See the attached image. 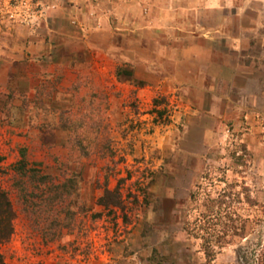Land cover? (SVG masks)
<instances>
[{
	"label": "rangeland",
	"instance_id": "1",
	"mask_svg": "<svg viewBox=\"0 0 264 264\" xmlns=\"http://www.w3.org/2000/svg\"><path fill=\"white\" fill-rule=\"evenodd\" d=\"M245 1L246 60L264 69V0ZM74 2L0 0L4 264H264V84H218L232 109L211 114V84L107 60L115 35L83 30Z\"/></svg>",
	"mask_w": 264,
	"mask_h": 264
},
{
	"label": "crops",
	"instance_id": "2",
	"mask_svg": "<svg viewBox=\"0 0 264 264\" xmlns=\"http://www.w3.org/2000/svg\"><path fill=\"white\" fill-rule=\"evenodd\" d=\"M143 1L141 6L147 11L141 17L134 0H75L73 8L85 19L79 23L83 30L89 28L90 32L95 27L115 35L114 51L103 54L114 59L115 66L130 64L143 81H150L156 72L163 73L156 84H211V114L223 116L232 109L228 101L222 107L225 109L216 107L219 99L227 96L218 92V84H231L232 89L235 84H264L261 64L246 60L258 51L250 50L243 28L248 7L245 0ZM159 6L161 20L154 14ZM162 26L166 28L163 34L168 33L164 35L166 43L157 48L142 47L145 29L155 32Z\"/></svg>",
	"mask_w": 264,
	"mask_h": 264
},
{
	"label": "trees",
	"instance_id": "3",
	"mask_svg": "<svg viewBox=\"0 0 264 264\" xmlns=\"http://www.w3.org/2000/svg\"><path fill=\"white\" fill-rule=\"evenodd\" d=\"M22 164L24 166L25 164V155L24 153L22 154ZM24 167H21L20 169L22 170ZM25 176V174H24ZM112 192H107L106 195L111 194ZM103 200V198H102ZM15 217L14 209L12 206V203L9 199L8 193L5 192L1 187H0V244L3 242L8 241L10 236L13 233V219ZM207 240H205L206 244ZM206 258H208V261H212L213 254L212 250H210L208 247L204 249ZM0 264H4L2 257L0 255Z\"/></svg>",
	"mask_w": 264,
	"mask_h": 264
}]
</instances>
